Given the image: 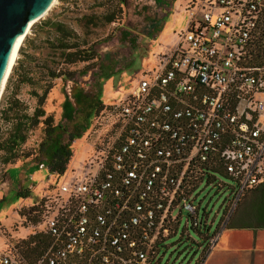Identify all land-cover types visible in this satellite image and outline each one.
<instances>
[{
  "label": "built area",
  "instance_id": "2783aa9c",
  "mask_svg": "<svg viewBox=\"0 0 264 264\" xmlns=\"http://www.w3.org/2000/svg\"><path fill=\"white\" fill-rule=\"evenodd\" d=\"M187 11L176 45L110 104L82 174L46 198L35 264H161L182 212L186 230L210 236L194 204L202 184L235 182L226 210L264 180V66L250 63L264 0H194ZM0 264L20 263L2 250Z\"/></svg>",
  "mask_w": 264,
  "mask_h": 264
},
{
  "label": "rangeland",
  "instance_id": "374dc122",
  "mask_svg": "<svg viewBox=\"0 0 264 264\" xmlns=\"http://www.w3.org/2000/svg\"><path fill=\"white\" fill-rule=\"evenodd\" d=\"M191 1L125 0L121 5L119 0H56L36 21L37 23L60 14L59 19L73 27L81 36L97 40L95 48L99 57L88 66L86 63L71 66V69L86 70L82 74H75L71 80L54 79L42 105L47 114L53 115L54 123L61 122L67 130L63 136L64 142L77 127L76 124L82 123L84 118V111L81 110L74 115L73 121L61 119V104L65 95L73 106H76L72 96L74 92L86 93L93 99L99 97L103 108L122 99L140 75L157 65L160 57L176 45L179 34L186 31L190 21L187 8ZM103 12H113L115 21L103 24L98 19L85 20L82 17ZM31 32L32 29L28 35ZM43 37L44 32L39 34L36 42ZM18 57L17 54L16 59ZM6 82L0 95V106L4 97L13 90L12 84L6 90ZM31 88L29 85H21L18 91V97L29 106V112L36 105V98L30 94ZM35 89L41 93L38 85ZM110 120L109 114L101 110L96 119L94 116L89 119V127L70 144L72 153L62 174L51 173L45 164L31 165L43 138L42 124L30 131L22 146V152L31 155L20 157L13 163L20 165L26 162L30 165L11 166L7 175L6 168L9 164L3 165L0 162V198H4L0 202V251H15L17 259H21L20 254L16 253L15 244L39 232L41 228L39 221H28L20 214L21 210H28L33 204H37L47 187L52 189L53 186L60 188L63 184L70 185L74 177L82 174L94 142L109 130ZM5 128L6 124L0 121V131L3 132ZM218 182L225 185L219 187ZM231 186H236L235 182L219 174L215 182L202 184L197 191L194 204L199 203L200 211L205 210L208 214V219L212 222L210 234L219 230L232 213L231 207L225 210V204L233 196ZM20 190L25 194L19 195ZM248 192L244 194L249 197ZM186 217L187 213L182 212L175 234L163 241L159 252L161 264H198L201 260L209 238L200 235L193 228L188 227L186 230Z\"/></svg>",
  "mask_w": 264,
  "mask_h": 264
},
{
  "label": "trees",
  "instance_id": "16d2710c",
  "mask_svg": "<svg viewBox=\"0 0 264 264\" xmlns=\"http://www.w3.org/2000/svg\"><path fill=\"white\" fill-rule=\"evenodd\" d=\"M119 2L122 5L125 0H119ZM112 13L103 12L98 15L82 17L85 20L98 19L103 24H110L116 19ZM59 17L60 14H55L32 25V34H27L23 39L18 50L19 57L15 60L7 78L6 90H9L11 84L13 90L4 97L0 106V121L6 124L5 130L0 131V162L3 165L9 164L7 168L30 165L26 162L20 165H13V163L20 157L24 158L31 155L30 153L24 154L22 146L27 141L30 131L42 124L43 138L38 144V151L32 158L34 163L31 165L45 164L51 173L62 174L72 153L71 142L89 127V119L92 116L96 119L100 110L107 114L109 112L110 104L103 108V103L99 97L93 99L86 93L74 92L72 96L76 106H73L68 96L65 95L61 104V119L73 121L74 115L81 110L84 111V118L82 123L76 124L77 127L69 133L68 140L64 142L63 136L67 130L61 122L54 123L53 115L47 114L42 107L54 79L71 80L75 74L86 72L85 69H71V66H76L78 63H86L88 66L99 57L95 48L97 40L81 36ZM43 32L45 37L36 42L39 34ZM44 50L48 52L43 53ZM250 55L252 65L264 66V14ZM21 85L32 87L30 94L36 98V105L32 112L28 111L29 106L18 97ZM37 85L41 89V93L35 89ZM112 122L113 118L109 124ZM22 190L19 191V195L25 194L21 192ZM58 191V187L53 186L52 189L50 186L47 187L37 204H33L28 210H21L20 214L24 215L28 221H39L41 228L39 232L31 234L15 244L14 248L17 255L20 254L21 259H17L15 251L12 253L20 264H35L42 254L48 239L45 226L47 216L45 201L50 195L59 197ZM247 191H249V197L244 194ZM245 192L237 200L235 209L238 208L237 206L246 203L248 209L245 213L248 218L264 224V183L258 188L245 190ZM3 200V197L0 198V202ZM227 224L230 227L236 226L232 222ZM203 236L205 237V235ZM209 237L206 235L205 238Z\"/></svg>",
  "mask_w": 264,
  "mask_h": 264
},
{
  "label": "crops",
  "instance_id": "0c3cea01",
  "mask_svg": "<svg viewBox=\"0 0 264 264\" xmlns=\"http://www.w3.org/2000/svg\"><path fill=\"white\" fill-rule=\"evenodd\" d=\"M263 183L264 180L253 188ZM235 206L231 208V218L229 216L219 230L210 234L209 229L213 242L205 247L198 264H264V224L248 218L246 203L237 206V209ZM228 222L236 226L230 227Z\"/></svg>",
  "mask_w": 264,
  "mask_h": 264
},
{
  "label": "water",
  "instance_id": "95a60500",
  "mask_svg": "<svg viewBox=\"0 0 264 264\" xmlns=\"http://www.w3.org/2000/svg\"><path fill=\"white\" fill-rule=\"evenodd\" d=\"M52 1L0 0V95L12 69L10 60L18 39L25 38L32 25L48 11Z\"/></svg>",
  "mask_w": 264,
  "mask_h": 264
},
{
  "label": "bare ground",
  "instance_id": "6f19581e",
  "mask_svg": "<svg viewBox=\"0 0 264 264\" xmlns=\"http://www.w3.org/2000/svg\"><path fill=\"white\" fill-rule=\"evenodd\" d=\"M54 2H56V0H53V1H52L51 6L54 4ZM22 40H23V39H22V37H21V38L18 39V41H17V43H16V46H15L14 51H13V54H12V58H11V60H10V67L13 66V64H14V62H15V59H16L17 54H18V52H17V50H18V45L21 44ZM21 45H22V44H21ZM9 72H10V71H9ZM4 84H5V82H4ZM4 84H3V87H4ZM2 90H3V89H2Z\"/></svg>",
  "mask_w": 264,
  "mask_h": 264
}]
</instances>
